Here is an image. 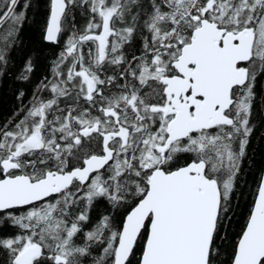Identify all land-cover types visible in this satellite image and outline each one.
<instances>
[{
    "label": "snow or ice",
    "instance_id": "snow-or-ice-1",
    "mask_svg": "<svg viewBox=\"0 0 264 264\" xmlns=\"http://www.w3.org/2000/svg\"><path fill=\"white\" fill-rule=\"evenodd\" d=\"M0 5L3 64L28 4ZM74 7L88 20L72 17L55 79L0 127V228L23 230L0 238L6 264H264V179L231 232L264 87V0H50L47 41ZM100 199L123 219L88 229Z\"/></svg>",
    "mask_w": 264,
    "mask_h": 264
},
{
    "label": "trees",
    "instance_id": "trees-1",
    "mask_svg": "<svg viewBox=\"0 0 264 264\" xmlns=\"http://www.w3.org/2000/svg\"><path fill=\"white\" fill-rule=\"evenodd\" d=\"M27 2V8H19L25 13V18L17 29V34L9 47L5 50V63L0 64V127L4 126L13 118V114L20 112L23 115V105H28L33 100V94L41 85V82L55 79V62L60 54L65 51L66 42L72 30V17L76 29H81L88 20V12L84 8L74 7L65 30L61 33L58 43H49L45 40V29L50 17V0H20L23 5ZM3 5H0L2 8ZM6 25L5 27H8ZM5 30L0 28V31ZM2 46V45H0ZM127 48V54L135 53L137 56L142 52V37L136 38L131 47ZM28 61H31L33 70L28 74V79H20L21 73ZM67 62L61 65L66 67ZM23 92V98L20 93ZM40 95L44 99L52 98L54 94L50 91H42ZM67 103L61 100V107ZM15 119H19L16 116ZM252 134L249 137V144L246 155L241 161L240 172L237 176V188L235 192L236 215L232 225V235H235L243 227L245 217L256 197L264 169V87H257V97L253 107L250 120ZM24 210H18L21 214ZM125 209H113L107 200L100 199L90 213L91 223L88 229L104 215H112L115 224H120ZM23 230L10 224L0 228V238H11L21 234ZM142 242L138 246L137 256L142 251ZM226 251L221 259H227L231 252V243L224 245ZM7 252L0 249V264H6Z\"/></svg>",
    "mask_w": 264,
    "mask_h": 264
},
{
    "label": "water",
    "instance_id": "water-1",
    "mask_svg": "<svg viewBox=\"0 0 264 264\" xmlns=\"http://www.w3.org/2000/svg\"><path fill=\"white\" fill-rule=\"evenodd\" d=\"M49 19H50V17H49ZM49 22V21H48ZM46 40V39H45ZM47 41V40H46ZM47 42H49V41H47ZM49 43H53V42H49ZM53 44H55V43H53ZM262 179H264V170H263V174H262V177H261V180ZM261 182V181H260Z\"/></svg>",
    "mask_w": 264,
    "mask_h": 264
},
{
    "label": "flooded vegetation",
    "instance_id": "flooded-vegetation-1",
    "mask_svg": "<svg viewBox=\"0 0 264 264\" xmlns=\"http://www.w3.org/2000/svg\"><path fill=\"white\" fill-rule=\"evenodd\" d=\"M65 105H63L62 107H64ZM264 170V169H263ZM262 174H263V172H262ZM262 177V176H261ZM261 181V180H260Z\"/></svg>",
    "mask_w": 264,
    "mask_h": 264
}]
</instances>
